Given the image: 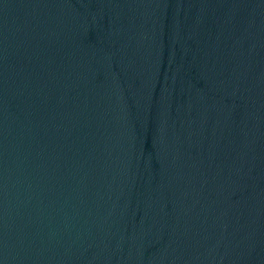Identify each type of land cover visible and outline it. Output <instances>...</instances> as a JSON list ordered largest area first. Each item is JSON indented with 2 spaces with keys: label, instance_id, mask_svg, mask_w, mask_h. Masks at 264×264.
Segmentation results:
<instances>
[{
  "label": "water",
  "instance_id": "water-1",
  "mask_svg": "<svg viewBox=\"0 0 264 264\" xmlns=\"http://www.w3.org/2000/svg\"><path fill=\"white\" fill-rule=\"evenodd\" d=\"M0 264H264V0H0Z\"/></svg>",
  "mask_w": 264,
  "mask_h": 264
}]
</instances>
